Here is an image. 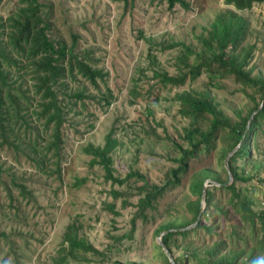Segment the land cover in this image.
Returning <instances> with one entry per match:
<instances>
[{"label": "rangeland", "instance_id": "374dc122", "mask_svg": "<svg viewBox=\"0 0 264 264\" xmlns=\"http://www.w3.org/2000/svg\"><path fill=\"white\" fill-rule=\"evenodd\" d=\"M185 1L188 8L180 2L171 8L170 0H40L41 15L50 23L48 36L68 49L75 47V55L103 76L95 83L80 73L68 78L69 92L83 90L85 97L66 99L56 156L47 153L53 126L48 128L42 114L37 115L41 95L36 82L28 76L15 84L20 114L12 109L5 136L0 128V264H56L63 248L70 256L64 239L71 225L98 253L76 251L69 264H169L160 247L161 227L193 225L199 196L192 187L217 180L214 173L226 180L221 156L229 143L219 134L217 149L192 159L180 186L143 208L144 181L165 187L180 166L181 150L191 149L184 139L191 121L181 113L178 94L210 93L234 121L238 111L245 116L255 103L225 72L217 70L211 77L204 71L181 86H166L158 73L186 72L180 61L184 46L204 52L216 21H229L236 13L247 24L242 45L253 47L247 70L264 77V4L238 10L228 0ZM23 6L21 0H2L0 17L8 25V17ZM247 90L260 100L261 91ZM210 119L201 122L202 131L209 130ZM112 132L119 142L112 154L114 175L122 184L108 181L85 152L91 145L103 147ZM236 167L254 176L251 182L236 184L240 199L251 200L253 210L264 213V126L251 158L237 159ZM208 191L213 205L202 215L203 226L173 241L178 264H206L207 251L219 244L230 255L247 249L252 253L258 246L251 225H243L232 192L212 183ZM256 254L261 255L258 250Z\"/></svg>", "mask_w": 264, "mask_h": 264}, {"label": "trees", "instance_id": "16d2710c", "mask_svg": "<svg viewBox=\"0 0 264 264\" xmlns=\"http://www.w3.org/2000/svg\"><path fill=\"white\" fill-rule=\"evenodd\" d=\"M1 2L2 0H0V4ZM179 2L188 8L189 5L185 0H170L171 8ZM228 2L235 5V8L238 10L243 8L249 9L254 3L264 4V0H228ZM21 3H24L25 6L21 7L14 16L8 17V25L0 17L1 133L4 136L6 135L5 126L8 118L12 115V109L16 111L17 115L20 114V106L15 96L17 92L15 84L18 80L21 81L31 76L36 82L34 84L36 93L41 95L38 103V106L41 108V113L35 114H42L48 128L53 126V141L47 146V151H49L47 153H53L56 156L59 143H61V128L64 124L66 108L69 106L66 99L69 97L83 99L85 97L83 90L76 91L73 94L69 92L68 78H74V73H80L83 77L95 83L96 78L103 76V74L94 69L86 60L77 57L75 55V47L68 49L62 43H56L48 36L47 33L50 30V23L41 15L42 4L40 0H21ZM246 31L247 24L245 19L237 16L236 13L232 14V18L229 21L220 17L213 25L209 37L205 39L207 48L204 52L191 50L188 46L179 44L183 45L186 51L180 57L181 63L188 69L186 72L181 70V73L178 75L158 73L161 81L166 86L169 84L181 86L185 84L188 78L191 81L197 80L204 71L210 72L211 77H215L217 72H214L217 70L223 73L225 72L227 75L234 76L244 86L245 93L255 103L247 111L245 116L242 110L238 111L236 114L237 120L234 121L226 117L224 111L220 108V104L215 101L210 93L200 94L195 91L179 93L177 98L180 102L181 113L191 121L190 128L186 129L184 136V139L188 141L191 149L184 150L181 148L182 158L178 160L180 166L170 173L169 183L165 187L155 186L147 180L144 181L146 194L141 199L140 205L143 208L153 207L155 201L168 192L172 186L178 187L182 184V177L188 172L190 161L214 152L217 149V142L222 137L220 136L219 138V134H224V138H228L229 143L226 149L223 150L221 160L227 178L223 182L218 177L219 175L214 173L217 180L214 179L213 181L218 184H227L229 182V175L225 169V159L240 144L243 145L230 161V171L233 175L234 182L228 187H223V189L232 192L234 198L238 201L240 214L243 217V225H251L252 233L259 238L258 246L253 248L252 253H249L248 249L246 250L245 253L249 258L245 260V253L234 255L225 254L222 252L221 245L219 244L215 249L207 251L206 264H264V213L255 212L251 200L240 199L243 197V194L236 187V184L240 182L247 183L254 180V176L248 174L246 170H243V172L238 171L236 161L242 157L248 160L251 158L252 147L254 148L256 145L264 126L263 108L255 117L246 133L254 111L260 107L264 99L263 75L252 76L251 71L247 70L253 47L251 45H242L247 37ZM214 42L217 43L216 46ZM173 46L171 45V47ZM191 56H194L192 62L190 61ZM247 89L261 91L262 95L260 100L258 101L253 97ZM59 94L62 97H59ZM207 117L211 118V126L205 132L201 130L200 125ZM118 143L114 139L112 132L107 136L106 143L103 147L91 145L85 152L92 157L91 165L93 167H102L108 181L122 184L124 180H119L114 175L115 171L112 159V154L117 149ZM205 182L206 180L197 185V187H192V192L198 195L199 199L195 201L193 208L194 220L191 224L197 221ZM206 204L207 208L203 215H207L208 210L213 205V195L210 194V191L207 192ZM199 226H203L202 221L198 224ZM161 228L163 230L160 234L170 231L164 236V241L175 256L176 261L180 262L174 252L173 241L179 236L188 237L194 229L181 231L171 227V225ZM64 242L68 243L70 256L65 252L66 248H63L62 255L59 256L56 264H69L70 257L75 256L76 251L79 250L98 253V250L89 244L87 240L77 237L76 228L72 225L68 228ZM160 247L162 246L160 245ZM256 250L261 253L263 256L262 259L261 255L256 254ZM164 254L170 264V259L166 252ZM120 263L117 262V264Z\"/></svg>", "mask_w": 264, "mask_h": 264}, {"label": "water", "instance_id": "95a60500", "mask_svg": "<svg viewBox=\"0 0 264 264\" xmlns=\"http://www.w3.org/2000/svg\"><path fill=\"white\" fill-rule=\"evenodd\" d=\"M263 108H264V99H263V101H262L260 107H259L257 110L254 111V113H253V115H252V117H251V119H250V121H249V125H248V127H247L246 133H247V131L249 130V128H250V126H251L253 120L255 119V117L260 113L261 110H263ZM245 136H246V135H245ZM245 136H244V138H245ZM242 146H243V145L240 144V145H239V146H238V147H237V148H236L231 154H229V155L226 157V159H225V167H226V169H227V171H228L229 182H228L227 184H218V183L213 182V181H210V180L207 181V182L205 183L204 188H203L202 200H201V207H200V212H199V215H198L197 221H196L195 223H193L192 226L187 227V228H184V229H180V230H184V231H186V230L193 229V228H195L196 226H198V224L200 223V220H201V218H202V215H203V213H204V211H205V209H206V205H207V204H206V199H207V188H208V184H209V183H212V185H215L216 187H228V186H230V185L233 184L234 179H233V175H232V173H231V171H230V161H231V159L234 157V155L240 150V148H242ZM171 231H173V230H171ZM169 232H170V231H166V232L162 233L161 236L159 237V242H160L161 246L164 248V250H165L167 256L169 257L171 264H178V262H177L176 259H175V256L172 254L170 248L167 246V244H166L165 241H164V236H165L166 234H168Z\"/></svg>", "mask_w": 264, "mask_h": 264}]
</instances>
